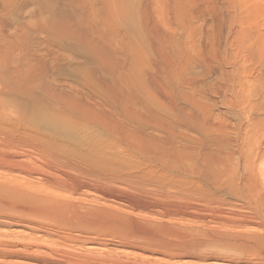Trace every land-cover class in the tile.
<instances>
[{
	"label": "bare ground",
	"instance_id": "1",
	"mask_svg": "<svg viewBox=\"0 0 264 264\" xmlns=\"http://www.w3.org/2000/svg\"><path fill=\"white\" fill-rule=\"evenodd\" d=\"M13 173L65 197L118 185L149 197L161 220H260L264 231L259 212L219 205L220 194L263 201L264 0H0V218L53 226L62 247L94 231L161 255L202 247L188 226L143 231L123 215L125 229L110 222L115 207L95 213L41 183L1 182ZM253 236L244 251L264 247Z\"/></svg>",
	"mask_w": 264,
	"mask_h": 264
},
{
	"label": "rangeland",
	"instance_id": "2",
	"mask_svg": "<svg viewBox=\"0 0 264 264\" xmlns=\"http://www.w3.org/2000/svg\"><path fill=\"white\" fill-rule=\"evenodd\" d=\"M133 162L128 161L126 163L125 161H123L125 168L122 167V165H123V163H122L121 165H119V169L122 170V168H123V170L124 169L127 170L128 167H129L128 169H130V166H133L131 164H134ZM106 167L109 168V166H106ZM112 167H114V166H112ZM15 174L16 173H13L12 176H11V174L10 175L8 174L10 177H12V179L14 178L13 180L8 175H7V177H8L7 178L6 174H5L3 177H6L8 180L6 178L2 177L1 180L2 179H4V180H2L1 182L2 183L5 182V184H8V183L9 184L16 183V185L20 184L21 185L20 187L24 186V189L26 186L28 187L29 183L31 184V185L29 184L31 187L32 186L35 187L37 184H38L37 186H41V184H42L41 187H37V186H36L37 188L35 187L36 189L40 188L41 189V190L39 189L40 191H42V189L44 187H46L45 184H43L42 182H39L40 180H38L35 177L27 178V177H23L22 175L19 176V174H16V175ZM23 178H24V182H23ZM25 178L29 179L28 181H30V182H27V180ZM18 179L20 180V182L22 179V183L17 184ZM10 180H12V181H10ZM25 180L27 183L25 182ZM31 180H33V182ZM32 183H34L35 186H34V184L32 185ZM39 183H41V184L39 185ZM43 185H45V186L43 187ZM95 185H98L100 187H98V186L96 187ZM107 185L108 184H105V183L99 184V182H96V183L92 184V186L95 187V190L90 189L91 195L89 193V190H86L84 193L85 195L83 197L79 196L80 198L78 196H77L78 197L77 198L74 195L70 196L69 194H68L69 196L65 197L66 193L63 194L64 192H61V191L57 192V190H53L49 187H46V189L49 188V189H47L48 193H49V190H52V193H53V191H56L55 194H52L51 192L50 193L54 197L63 198V199L60 198L62 201H73L74 202L76 200V202L79 201L82 204H84V202H85L86 206L83 205L85 207H87V206L90 207L89 204H91V207H93L91 209L95 213H100L102 210H107V207L110 208V210L108 209V211H112L113 207H115L114 210L116 211L117 216H116L115 211L110 212L112 214L111 215L112 220L110 222L115 223V224L119 225L120 227L124 226L125 229L128 228L129 224L125 222L128 219L123 221L124 220L122 218L123 215L128 216L130 219H132L131 217H133L132 222L134 220V222H133L134 227L136 229H140V230L144 229L143 231L149 230V227L147 226V222L155 223V222H157V220H158V222L159 221L165 222L167 225L172 226L173 228H175V226L176 227L179 226V228H183V225L188 226L191 228V233H190V236L192 237L191 242L194 243V242H197V240H198V242L202 243L203 249H201L202 247H200V248L194 249V250H192V249L191 250H174L173 252L172 251L169 252V254H165V255L162 254L161 255L160 252L153 253V251H151V250H148L146 252V251H144V249L142 250V249L136 248V247H138L137 245H140V246L144 245L142 242L137 243L138 242L137 240H134V241H136L135 243L132 240V243L131 242L129 243V241H128L125 244H121V243H119V242H121L119 236H117L114 233L111 234V232H108V231H102L103 233L94 231L93 234L91 232H89L91 235L87 234V235L83 236V238L80 237L81 240H79V238H77V240H75V238H74L71 240L72 242L70 241V244L69 243L67 244L68 246H64V244H63V247H62L61 241L57 238L56 233L54 231L55 228L53 226L48 227V230H43V232H42V230L36 232L35 230L32 229L33 227L27 226L29 224L21 223L22 225H20V223H18L19 221L16 220L17 221L16 222L15 219H12V218L10 219V217L7 218L5 216V217L0 218V223H1V225H0V264H264V247L263 248L261 247V250H259L257 248L258 250H256V251H255L254 247L249 252L243 250L244 245L246 247L251 245V244L252 245L249 247L254 246V243H252L254 241H252V239H254L255 236H253V235L259 236L261 234L260 236H262L264 238V231L259 226V225H261L260 220H253V222L258 221L255 224H252L253 223L252 222L249 224H247V223L235 224L234 223V225L233 224L229 225V224H225V223L223 225V223L220 224L219 222L216 224V221L213 222L212 220H209V219H207L206 221H203V222H197L196 220L194 221L192 219L190 221H188V218H184V219L183 218H181V219L167 218L166 220L165 219L161 220L160 218L155 216L153 214V212H151V211H153L151 207L155 204L152 203V200L149 197L143 195V198L145 200H147L148 201L147 202L142 198V194L139 195L138 193H136L134 191L132 192L131 190L129 191L128 189H127V191H125L126 190L125 188L120 187V186H119L120 187L119 188L118 185L116 186V188L114 185H112L111 187H110V185L109 186H107ZM101 186H103V187H101ZM117 187L119 189H117ZM36 189L31 188V190H30V187H29L28 191L29 190L30 191L35 190L37 193H40V191L36 190ZM26 190H27V188H26ZM45 190L43 189V191H45ZM102 190H103V192H102ZM105 190H108L109 192L105 191ZM97 191H98V193H97ZM57 193L58 194L60 193L59 197H58ZM92 193H94V194L92 195ZM131 193H132V195H131ZM86 194H89L92 197L88 198L87 196H89V195L86 196ZM124 194L127 195V197ZM118 195H121V196H118ZM137 195H139V196H137ZM220 195H221L220 196L221 200L219 202V205L221 204V208L223 207L222 209L225 208V210L227 209L226 211H228L229 208H230V210L234 209V210H237L238 214H242L245 216H252V214L254 215L255 211H257V212H259L258 214L264 220V193H263V191H262L263 201L261 204L262 206L257 204V208H259V210L254 209L253 206H250L247 202H244L242 200H240V201L234 200L233 201L231 199H228L229 197H226L224 194H220ZM101 196L104 199H102ZM135 197H136V200H135ZM69 198H71V199L68 200ZM139 198H141V199H139ZM139 200L141 202H139ZM97 201H98V203L99 202L100 203L98 204ZM127 201H129V202H132V201L136 202L137 201V204L142 203V205H147V206H149V208H137L136 209L135 207L133 208L129 203H127ZM92 203L93 204L95 203V205H92ZM102 203H104V204H102ZM119 203H121L122 205ZM108 204H111L113 206L108 205ZM123 205H125V206H123ZM126 205L129 207L131 206V207L129 208ZM96 206H97V208H95ZM105 206H107V207H105ZM100 207L102 208V210ZM116 209L118 211L121 210L122 212L121 211H119V212H121L122 215ZM135 210H137V211H135ZM126 213H128V214H126ZM118 214H120L121 216ZM114 215L116 217H114ZM118 216H120L119 219H118ZM120 218H121V220H120ZM114 219L117 221L115 222ZM120 221H121V223H119ZM191 221H194V222H191ZM187 223H188V225H186ZM16 224H18V225H16ZM24 224H25V226H24ZM24 227H26V228H24ZM175 229H177V228H175ZM47 231H48V233H47ZM49 232H50V234H49ZM195 232H197L198 235H196ZM48 234L50 235V237ZM97 234L98 235L100 234V235L98 236ZM184 234L186 235V233H184ZM194 234L196 236H194ZM37 235H39V236H37ZM187 235L189 236V233ZM40 236H41L42 240H41ZM87 237L90 238V240L92 238V240L95 241L94 242L95 244H93V246L96 245L95 247H97V249H94V251L88 250L86 248V247H88V245H82L81 244L82 239H84V238L86 239ZM113 237H115L114 238L115 240L112 239ZM44 238L45 239L47 238V240H45ZM93 238H95V239H93ZM107 238L109 240H111V242L110 241L107 242V240H108ZM199 238H203V240L199 239ZM218 238H220V239H218ZM48 239H50V240H48ZM51 239H53V240H51ZM213 239H214V241H213ZM245 239H247L246 242H248L247 244H249V245H246ZM210 240H212L213 242ZM37 241L38 242L41 241L40 242L41 244L38 243ZM42 241L44 242V245H43ZM104 241H106V242L104 243ZM204 243L206 245H209V246H207V248H204L205 247ZM209 243H213L215 245V248L213 247L214 246L213 244H209ZM222 244H226V245L228 244V246H225ZM54 245H56V246H54ZM135 245H136V247H135ZM232 245H238L237 246L238 248L237 247L234 248V247H232ZM34 246H36V247H34ZM37 246H38V248H37ZM41 246H43V247H41ZM76 246H79L78 249H76L77 248ZM10 247H12V248H10ZM80 247L83 250H81ZM225 247H227L228 249ZM41 248H43V249H41ZM66 248H68V249H66ZM57 249H58V252H57ZM75 249H76V251H75ZM195 250L197 253L193 254L191 251L194 252ZM212 250H213V252H212ZM174 252H176V253H174ZM244 252H246V253H244ZM158 253H160V255ZM184 253H188V254L183 255Z\"/></svg>",
	"mask_w": 264,
	"mask_h": 264
}]
</instances>
